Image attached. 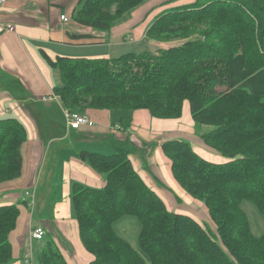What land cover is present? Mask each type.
<instances>
[{
	"label": "trees",
	"instance_id": "obj_1",
	"mask_svg": "<svg viewBox=\"0 0 264 264\" xmlns=\"http://www.w3.org/2000/svg\"><path fill=\"white\" fill-rule=\"evenodd\" d=\"M145 1L79 0L72 17L107 30ZM147 36L176 43L111 58L42 55L60 69L54 92L71 110L147 108L155 117L179 118L188 101L194 121L212 126L201 133L204 142L227 160H209L178 138L163 141L162 150L178 183L205 203L216 228L170 210L132 164L130 154L145 157L144 148L111 137L112 153L79 152L104 184L76 181L72 188L80 239L93 255L89 264H264V233H252L241 206L250 199L264 215V0L172 5L155 15ZM120 121L130 125L131 115ZM27 135L20 119L0 117V184L21 175ZM19 212L16 204L0 205V264L15 259L10 237ZM126 214L141 222L139 249L113 227ZM33 251L35 260L27 255L33 264H69L53 238Z\"/></svg>",
	"mask_w": 264,
	"mask_h": 264
},
{
	"label": "crops",
	"instance_id": "obj_2",
	"mask_svg": "<svg viewBox=\"0 0 264 264\" xmlns=\"http://www.w3.org/2000/svg\"><path fill=\"white\" fill-rule=\"evenodd\" d=\"M180 2L146 0L130 10L127 19L100 31L73 19L79 0L0 2V77L4 81L2 83L0 78V117L20 119L28 132L22 146L21 175L0 184V193L5 198L11 200L10 196H19L30 210L26 226L17 235L20 257H15L12 264H25V256L32 252L30 231L40 224L56 242H59L60 234L64 236L60 250L69 264L90 263L93 255L80 239L72 188L76 181L93 186L104 184L103 175L82 161L79 152L83 149L103 152L95 149L97 146L111 152L114 148L111 137L129 138L144 148L141 151L146 152L145 157L138 152L130 154L132 164L170 210L179 211L185 207L180 205L183 202L198 201L178 183L172 173L171 160L162 150V142L176 135L178 139L196 138L199 141L195 134L200 136L203 131L194 129L188 101L184 102L179 118H159L147 108L134 109L129 113L131 123L126 127L120 121L125 114L121 109L87 108L84 113L95 121V125L75 129L66 123V107L60 98L40 99L53 93L55 86L62 83L60 69L48 64L42 50L53 59L57 56L111 58L130 51L169 46L162 45L164 43L175 44L176 41L152 40L147 36V30L157 13ZM63 14L67 20L61 18ZM9 24L14 25V30L6 28ZM86 145H91L92 149L85 148ZM49 196L52 198L50 215L41 214V221L35 222L34 213Z\"/></svg>",
	"mask_w": 264,
	"mask_h": 264
},
{
	"label": "rangeland",
	"instance_id": "obj_3",
	"mask_svg": "<svg viewBox=\"0 0 264 264\" xmlns=\"http://www.w3.org/2000/svg\"><path fill=\"white\" fill-rule=\"evenodd\" d=\"M205 1L206 0H199V2H201V3L205 2ZM183 2H188V0H183V1L181 0L180 3H183ZM129 12L130 11L124 13L120 18H118L114 22L119 23V22L127 19V17L129 16ZM156 43L157 42L154 41V44H156ZM165 44L171 45L169 43H164L162 45H165ZM132 111L133 110H123L124 113H130V114L132 113ZM64 115H65V113H64ZM193 127H194V129H196L198 131H207L210 128H212V126H210V125L197 124L196 122H195V126L193 125ZM195 136L199 137V141L196 138H184V139L189 140L191 145L195 148V150L201 156L208 158L210 160H213V161H217V162H222V161H225L227 159L226 156L222 155L218 150H216L215 148H213L211 146H208L204 142V140L200 137L201 135L199 136L196 133ZM178 137L179 136H177V135L173 136V138H178ZM84 147L92 149L91 145H86ZM95 149L101 150L104 153H108V154L115 151L113 148L111 152H108V149L102 148L100 146H97V148H95ZM58 196H60V194H58ZM5 197L6 196H3V193H0V205L4 204V203L16 204L20 209L16 227L12 231L11 237H10L12 245H13L14 257H20L18 253H20L21 251L19 250V248L17 246V240H18L17 235H18V233H21V231L26 226L27 221L29 219L30 210H29V207L26 205V203L19 196L12 195L9 197L11 200H9ZM51 205H52V198H50V196H49L45 202L41 203V206L34 213V221L39 222V221H41V218L43 216L50 215L49 214L50 213L49 208ZM180 205L185 206L179 210L180 212H184V213H188V214L190 213L191 216L197 218L202 223L208 224L212 229L216 228L214 221H212V219L209 216V212L207 210L208 208L203 201L198 200V201H191V202H183ZM241 206L248 216L252 233L255 234L256 236H261L264 233V215L260 211L259 207L257 206V204L254 201H252L250 199H243L241 201ZM186 207H188L190 209L191 208L194 209L197 213L189 211ZM41 214L43 215L42 217H41ZM40 225H42V224H40ZM113 227H114L115 231L120 236H122L127 241H129L133 247H135L136 249L140 248L139 232L141 230V222L136 215L126 214V215L120 216L118 219H116L114 221ZM71 230L75 231V234H76V230L72 229V227H71ZM29 237H30V234H29ZM52 238L54 239L52 234L51 235L47 234V236H45L41 240H34L30 237L29 238L31 241L30 247L32 248V249L31 248L30 249L32 250V252H34L33 250H36L44 241H46L47 239H52ZM58 239H59V242L57 241L56 243L60 248L61 245L65 242L64 236L62 234H60L58 236ZM25 240H26V237H25ZM27 242H28V240H27ZM21 248H23V244H21ZM25 248H26V246H25ZM32 256H33V260H35V255L32 254Z\"/></svg>",
	"mask_w": 264,
	"mask_h": 264
},
{
	"label": "built area",
	"instance_id": "obj_4",
	"mask_svg": "<svg viewBox=\"0 0 264 264\" xmlns=\"http://www.w3.org/2000/svg\"><path fill=\"white\" fill-rule=\"evenodd\" d=\"M3 1L4 0H0V2H3ZM61 18L67 20V17L65 14L61 15ZM6 28L8 30H14V25L9 24ZM53 97L54 98L58 97V95L54 94L53 92L51 94L41 96L40 99L43 101H48L52 99ZM64 113H65L66 123L70 128L78 129L82 125H88V126L95 125V121L84 112L65 108ZM47 232L48 230L44 225H35L30 231V237L34 240H40L46 235ZM25 264H33L31 255L25 257Z\"/></svg>",
	"mask_w": 264,
	"mask_h": 264
}]
</instances>
